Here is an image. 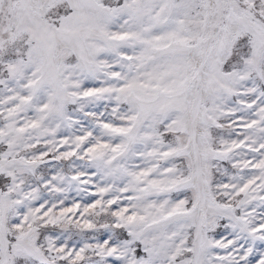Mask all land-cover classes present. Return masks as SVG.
I'll list each match as a JSON object with an SVG mask.
<instances>
[{"label": "snow or ice", "instance_id": "obj_1", "mask_svg": "<svg viewBox=\"0 0 264 264\" xmlns=\"http://www.w3.org/2000/svg\"><path fill=\"white\" fill-rule=\"evenodd\" d=\"M0 264H264V0H0Z\"/></svg>", "mask_w": 264, "mask_h": 264}]
</instances>
